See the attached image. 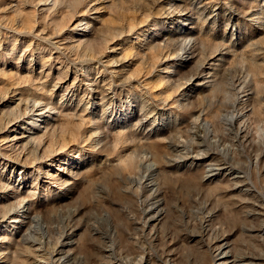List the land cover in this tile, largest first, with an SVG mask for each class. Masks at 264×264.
Returning a JSON list of instances; mask_svg holds the SVG:
<instances>
[{
	"label": "rangeland",
	"instance_id": "rangeland-1",
	"mask_svg": "<svg viewBox=\"0 0 264 264\" xmlns=\"http://www.w3.org/2000/svg\"><path fill=\"white\" fill-rule=\"evenodd\" d=\"M0 146V264H264V0H0Z\"/></svg>",
	"mask_w": 264,
	"mask_h": 264
},
{
	"label": "bare ground",
	"instance_id": "bare-ground-1",
	"mask_svg": "<svg viewBox=\"0 0 264 264\" xmlns=\"http://www.w3.org/2000/svg\"><path fill=\"white\" fill-rule=\"evenodd\" d=\"M36 115V117H38V119L35 121V123L34 122H31V125H32V129H38L39 128V126H41L43 123H45V117H43V115H41L40 113H37V114H35ZM45 115V114H44ZM229 120H232V117H229L228 118ZM25 123V122H24ZM28 124V123H27ZM47 127V126H46ZM24 129V126H23V123H17V124H15V123H11V125L10 126H8V128L7 129H5V131L3 132V133H6V136H5V139H7V142H10V143H12V144H15V145H17L18 147H22L23 145H24V143H26V141H28L29 140V136H27L26 135V130L24 131L23 130ZM34 136V135H33ZM1 147V146H0ZM201 159H203V158H201ZM200 158H197L196 160H201ZM23 165V164H22ZM154 166V165H153ZM28 167V166H27ZM206 168V167H205ZM58 171H60V172H56V174L54 173V174H50L48 171H45V172H43V173H40L42 170H40V167L38 168V174H42L41 175V180L40 181H43L44 179L43 178H51V179H56V178H54L55 176L57 177V178H59V180L60 181H63V183H67L68 182V180H69V177H68V174H66V170H65V168H63V169H61L60 167H57L56 168ZM223 169H225V167L223 166V165H220V164H209V167H207L206 168V170H205V173H206V177L208 178V179H211V178H214V177H216V175L219 173V172H221V170H223ZM37 171V170H36ZM232 171V170H231ZM70 175V174H69ZM62 178H65V179H62ZM241 178V177H240ZM5 180H6V182L8 183V185H6L7 187H9V184H11V180H10V178L9 179H6V178H4ZM70 179H71V177H70ZM57 180V179H56ZM212 180V179H211ZM50 181H52V180H50ZM242 182V181H241ZM13 183V182H12ZM51 183V182H50ZM63 185V184H62ZM32 187H35V186H32ZM4 193V192H3ZM10 199H11V196H10V194L8 195V194H6V193H4V194H2V191L0 190V204L2 205L3 204V202H5V201H10ZM6 203V202H5ZM154 207L153 208H151L148 212L149 213H151L152 215H151V221L152 222H154V221H156V220H158V218L161 216V214H163V207H162V202L161 201H156L155 203H154ZM30 202L29 201H27L26 200V198L25 199H23L20 203H19V206L18 207H16V208H8V209H6L5 210V212H4V216H3V219L4 218H6V216H9V218H11V222L14 224V227L16 226V224H22L23 223V219H25L26 217H27V214H28V211L30 210ZM9 207V206H8ZM2 219V220H3ZM2 220H0V228L1 227H3L4 225H3V221ZM41 221V220H40ZM151 221H150V223H151ZM3 225V226H2ZM154 225V224H153ZM152 225V226H153ZM8 231V230H7ZM32 240V239H31ZM67 241V240H66ZM34 242H36V240L34 241ZM41 242V241H40ZM39 242V243H40ZM39 243H33L32 244V246H33V248H34V251L35 252H37V253H40L42 250H43V247H44V245L43 244H39ZM64 243V242H63ZM41 245L43 246V247H41ZM222 245V244H221ZM220 245V247L218 248L219 249V252L216 254V258H215V260H214V262H213V264H226V260L228 259V254H227V249H226V247L225 246H221ZM226 245V244H225ZM73 247V244H72V242H65L63 245H62V248L63 249H70V248H72ZM33 251V252H34ZM60 251V250H59ZM73 251V250H72ZM107 252L108 251H111V248L110 249H108V250H106ZM43 252V251H42ZM36 253V254H37ZM61 253V252H60ZM110 253V252H109ZM41 254V253H40ZM70 254H72L71 252H70ZM37 256H39V255H37ZM42 256V255H41ZM41 256H40V258H41ZM67 256V255H66ZM70 256V255H69ZM111 257V256H110ZM244 258V257H243ZM42 259V258H41ZM44 259V258H43ZM42 259V260H43ZM63 259V258H62ZM46 260H48L47 258H46ZM64 260V259H63ZM36 261V260H35ZM41 261V260H40ZM60 261H61V259H60ZM44 262H45V260H44ZM43 262V263H44ZM231 262V261H230ZM233 262V261H232ZM46 263V262H45ZM44 263V264H45ZM234 263V262H233ZM48 264H50V263H48ZM118 264V263H117ZM250 264V263H249ZM252 264V263H251Z\"/></svg>",
	"mask_w": 264,
	"mask_h": 264
}]
</instances>
